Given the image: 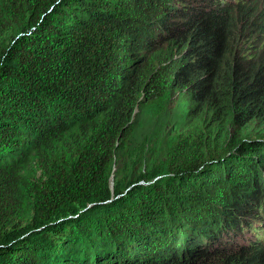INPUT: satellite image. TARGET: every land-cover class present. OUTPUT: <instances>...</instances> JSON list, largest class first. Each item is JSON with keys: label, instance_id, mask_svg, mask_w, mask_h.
<instances>
[{"label": "trees", "instance_id": "16d2710c", "mask_svg": "<svg viewBox=\"0 0 264 264\" xmlns=\"http://www.w3.org/2000/svg\"><path fill=\"white\" fill-rule=\"evenodd\" d=\"M0 264H264V0H0Z\"/></svg>", "mask_w": 264, "mask_h": 264}]
</instances>
